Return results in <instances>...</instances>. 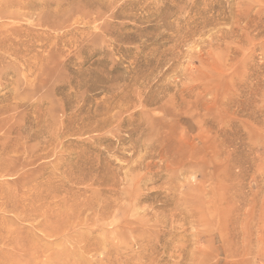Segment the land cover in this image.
Returning <instances> with one entry per match:
<instances>
[{
    "label": "rangeland",
    "instance_id": "374dc122",
    "mask_svg": "<svg viewBox=\"0 0 264 264\" xmlns=\"http://www.w3.org/2000/svg\"><path fill=\"white\" fill-rule=\"evenodd\" d=\"M35 1L0 18V264H264V0Z\"/></svg>",
    "mask_w": 264,
    "mask_h": 264
},
{
    "label": "bare ground",
    "instance_id": "6f19581e",
    "mask_svg": "<svg viewBox=\"0 0 264 264\" xmlns=\"http://www.w3.org/2000/svg\"><path fill=\"white\" fill-rule=\"evenodd\" d=\"M38 3V2H37ZM37 3H36V1L35 0H5L4 2H0V18H2V19H4V18H12L11 20H13V18L16 16V17H18V16H21L20 14H21V10L24 12V10H36L37 9ZM68 3V2H67ZM59 5V4H58ZM70 5V4H69ZM57 6V5H56ZM65 6V5H64ZM42 7V6H41ZM70 7V6H69ZM39 8V7H38ZM59 8H61V7H59ZM43 10V9H42ZM45 10V9H44ZM59 10V9H58ZM47 11V10H46ZM29 12V11H28ZM34 12V11H33ZM31 13V12H30ZM53 13V12H52ZM25 15V14H24ZM29 15V14H28ZM43 15V14H42ZM30 16H32V15H30ZM45 16H47V15H45ZM50 15H48V17H49ZM4 17V18H3ZM24 17V16H23ZM22 17V18H23ZM20 18V17H19ZM25 18V17H24ZM51 18V17H50ZM53 18V17H52ZM55 18V17H54ZM15 19V18H14ZM4 21V20H3ZM7 21V20H6ZM8 21H9V19H8ZM14 22L16 21V20H13ZM13 21H11V22H13ZM31 21V20H30ZM46 21V20H45ZM50 21V20H49ZM10 22V21H9ZM48 22V21H47ZM47 22H45L46 24H48ZM52 22V21H51ZM14 24H16V23H14ZM2 25H4V24H2ZM12 25H13V23H12ZM11 25V26H12ZM50 25V24H49ZM8 26V25H7ZM19 26H21V25H19ZM52 26H54L53 24L51 25V26H49V27H52ZM5 27H6V25H5ZM9 27V26H8ZM55 27V26H54ZM7 28V27H6ZM5 28V29H6ZM23 28V27H22ZM4 29V28H3ZM7 30H9V28H7ZM22 30V29H21ZM15 31V30H14ZM20 31V30H19ZM24 31V30H23ZM21 32V31H20ZM20 32H18V33H20ZM25 32V31H24ZM12 33V32H11ZM10 33V34H11ZM15 33H17V31H15ZM7 35H9V32H8V34ZM13 35L16 37V35L13 33ZM13 35H11L10 37H12ZM18 35V34H17ZM22 34L20 33V36H21ZM24 35V34H23ZM26 36H28L27 34H26ZM31 36V35H30ZM8 37V36H7ZM9 37V38H10ZM15 37H14V39H15ZM19 37V36H18ZM21 38V37H20ZM1 39V38H0ZM12 39H13V37H12ZM2 40V39H1ZM10 40V39H9ZM20 40V39H19ZM14 41V40H13ZM22 41V40H21ZM8 42V44H9V41H7ZM37 42V41H36ZM3 43H0V45H2ZM15 44V43H14ZM23 44V43H22ZM22 44H20L21 46H22ZM25 44V43H24ZM19 45V44H18ZM6 46V45H5ZM5 46H2V47H4L5 48ZM8 46V45H7ZM6 46V47H7ZM13 46V45H12ZM14 46H17V43H16V45H14ZM28 46H30L31 47V45H29L28 44ZM34 46V44L32 45V47ZM2 47H0V50L1 49H3ZM21 49L23 48V47H20ZM29 48V47H28ZM6 49V48H5ZM7 49H9V47L7 48ZM26 49V48H25ZM51 49V48H50ZM10 50V49H9ZM8 50V53H10L11 51H9ZM31 50V49H30ZM5 51V50H4ZM4 51H2L1 50V52L4 54ZM21 51H23V49L22 50H20L19 52H21ZM24 51H26L25 53H27L26 54V56L24 55L23 57H28L27 55L28 54H30V53H28L27 51H28V49H26V50H24ZM32 51V50H31ZM14 52H18V51H13V53ZM7 53V50H6V54H8ZM12 53V52H11ZM5 54V55H6ZM15 54V56H18L19 54H16V53H14ZM23 54H24V52H23ZM53 54V53H52ZM0 55L2 56V58H3V56H5V55H2L1 53H0ZM9 56V55H8ZM20 56V55H19ZM19 56H18V59H19ZM33 56V55H32ZM31 56V57H32ZM35 56H36V54H35ZM35 56H33V57H35ZM14 57V56H13ZM37 57V56H36ZM6 58V57H5ZM25 58V59H26ZM0 59H1V57H0ZM31 59V58H30ZM35 59V58H34ZM35 60H37V59H35ZM60 60V59H59ZM3 61H5L4 60V58H3ZM24 61V59H22V63H24L23 62ZM27 61H28V59H27ZM26 61V63L28 64V62L30 61H28L27 62ZM21 62V61H20ZM22 63H21V65H22ZM37 63V62H36ZM25 64V63H24ZM32 64H34V60H33V63ZM32 64H28L29 66L30 65H32ZM17 65V64H16ZM36 66H37V64H36ZM31 67H34V66H31ZM5 73V72H4ZM7 74V73H6ZM5 74V75H6ZM2 76H3V74H2ZM18 182V181H17ZM16 183V182H15ZM0 197H1V195H0ZM3 197V196H2ZM2 197H1V199H2ZM5 198V197H4ZM3 198V199H4ZM0 199V200H1ZM34 201V200H33ZM32 201V202H33ZM0 202H2V201H0ZM4 202V201H3ZM3 202H2V204H3ZM5 203L6 202H4V206H5ZM7 204V203H6ZM8 205V204H7ZM0 207H1V203H0ZM18 207V206H17ZM3 208V207H2ZM2 208H0V209H2ZM21 208V207H20ZM3 209H7L6 207L5 208H3ZM33 209H34V207H33ZM9 210V209H8ZM19 210V209H18ZM17 210V211H18ZM21 210V209H20ZM19 210V211H20ZM24 210H25V208H24ZM7 211V210H6ZM21 212V211H20ZM33 212V211H32ZM31 212V213H32ZM22 213V212H21ZM20 214V213H19ZM34 214V213H33ZM22 216V215H21ZM32 218H33V220H35L34 219V217L33 216H31ZM18 218H20V216L18 217ZM25 218V217H24ZM28 218V217H27ZM30 219V218H29ZM32 220V221H33ZM34 222V221H33ZM36 225V224H35ZM35 228H36V226H34ZM35 228H33V229H35ZM34 234V233H33ZM34 237V236H33ZM33 240V239H32ZM35 240V239H34ZM32 243V242H31ZM33 244V243H32ZM31 244V245H32ZM32 247V246H31ZM34 247L36 248V246L34 245L33 246V249H31L32 250V253H34L33 251H36V249L34 250Z\"/></svg>",
    "mask_w": 264,
    "mask_h": 264
}]
</instances>
